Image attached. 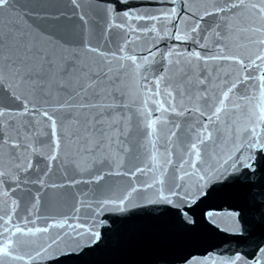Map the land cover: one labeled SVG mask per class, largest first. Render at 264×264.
<instances>
[{"label": "snow or ice", "instance_id": "6c2138e0", "mask_svg": "<svg viewBox=\"0 0 264 264\" xmlns=\"http://www.w3.org/2000/svg\"><path fill=\"white\" fill-rule=\"evenodd\" d=\"M0 264H264V0H0Z\"/></svg>", "mask_w": 264, "mask_h": 264}]
</instances>
